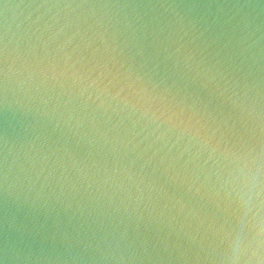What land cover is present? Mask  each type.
Segmentation results:
<instances>
[{"label": "water", "instance_id": "water-1", "mask_svg": "<svg viewBox=\"0 0 264 264\" xmlns=\"http://www.w3.org/2000/svg\"><path fill=\"white\" fill-rule=\"evenodd\" d=\"M0 264H264V0H0Z\"/></svg>", "mask_w": 264, "mask_h": 264}]
</instances>
